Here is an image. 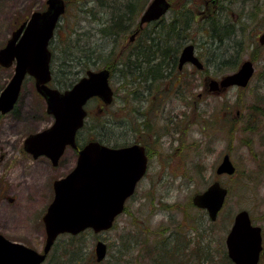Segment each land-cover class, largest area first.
<instances>
[{
    "label": "rangeland",
    "instance_id": "374dc122",
    "mask_svg": "<svg viewBox=\"0 0 264 264\" xmlns=\"http://www.w3.org/2000/svg\"><path fill=\"white\" fill-rule=\"evenodd\" d=\"M65 1L66 12L51 42L54 55L69 47L94 49V54L100 53L101 57L115 63L123 47L125 60L124 56L134 45L130 42L134 24L119 37L107 39L99 33L101 26L111 22L114 10L124 11L125 0ZM150 1L143 0L142 9ZM190 1L189 8L197 15L200 1ZM36 3L38 0H0V49L11 32L30 15V9L34 5L38 7ZM176 4H172L174 11L181 10ZM217 15L215 22L219 27L232 30L229 37L213 45L203 44L209 40L200 38L203 23L196 16L191 25V40L200 45L197 50L202 56H208L207 61L212 59L217 64L228 60L238 66L250 53L254 75L247 87L209 91L210 77L225 76L232 67L226 65L219 69L205 63L206 71L198 75L199 82L182 88L189 97L187 101L171 103V108L175 107L171 112L181 114L180 123L172 115L171 131L160 140L156 136L152 138L160 150L151 158L146 178L138 183L113 227L99 234L86 231L74 240H70L72 236L68 234L60 235L42 264H97L94 253L97 241L107 247L102 264L121 260L129 263L136 254L126 248H133L134 239L141 249L142 239L148 238L149 243L155 244L159 236L166 237L174 230L177 234L172 236L174 240L190 239L199 243L202 253L212 259L203 264H228L225 238L238 211H248L252 223L264 230V49L259 51L258 45V51L252 53L248 49L249 45L257 43V36L264 28V0L246 3L234 0L231 5L222 6ZM74 37L78 40L73 41ZM13 68L0 66V92L9 82ZM186 69L188 73V67ZM121 74L125 73L116 71L111 76L114 100L105 112L98 109L96 101L87 106L90 113L79 134L86 142L98 138L110 147L123 142L118 135L117 107L122 93L127 96L131 86L125 91L127 85L121 83ZM45 109V101L36 92L33 80L27 78L13 111L0 115V234L38 252L45 242L42 217L53 198V182L66 176L73 166L70 150L56 167L45 157L33 159L23 150V141L29 134L42 131L53 122ZM175 125L178 132L174 130ZM224 155L229 156L235 167L233 176L215 173ZM214 181L228 189V196L212 222L206 211L193 205L192 197ZM194 250L195 245L190 243L187 251ZM260 264H264V251Z\"/></svg>",
    "mask_w": 264,
    "mask_h": 264
},
{
    "label": "water",
    "instance_id": "95a60500",
    "mask_svg": "<svg viewBox=\"0 0 264 264\" xmlns=\"http://www.w3.org/2000/svg\"><path fill=\"white\" fill-rule=\"evenodd\" d=\"M167 8L165 0H153L141 16L140 24L158 19ZM64 11L63 0H47V9L33 12L0 49V66H14L9 82L0 92V115L14 109L24 80L32 78L36 92L45 101L46 113L52 115L54 121L48 128L29 134L23 141V150L33 159L46 157L53 166L58 164L66 146L76 147L75 137L83 125L86 102L92 97L105 103L112 99L107 69L86 71L63 92L48 85L51 81L48 45ZM259 42L264 43V33ZM186 62L201 68L193 55L192 45L184 47L180 54L179 65ZM253 71L252 63L245 61L238 71L219 82L211 80L208 89L215 92L233 86L244 88ZM145 169L146 160L136 146L117 149L98 141L88 142L79 150L75 167L53 182V199L42 217L45 231L42 250L38 252L0 234V264H42L60 235L76 236L87 229L98 234L111 229ZM234 172L235 167L225 155L215 173L232 175ZM227 195V189L215 181L203 192L195 194L192 203L205 210L213 222ZM225 247L233 264H258L262 250L261 228L252 225L246 210L234 215ZM106 250V244L97 241L94 248L96 263L104 260Z\"/></svg>",
    "mask_w": 264,
    "mask_h": 264
},
{
    "label": "flooded vegetation",
    "instance_id": "af4514ba",
    "mask_svg": "<svg viewBox=\"0 0 264 264\" xmlns=\"http://www.w3.org/2000/svg\"><path fill=\"white\" fill-rule=\"evenodd\" d=\"M63 1L65 3V11H64L62 16L64 17V14L66 12L67 7H66V1L65 0H63ZM83 1H85V0H83ZM125 1H126V3H125V5H126L129 0H125ZM152 1L153 0H151L150 3L147 4L146 7L141 10L140 13L137 10L135 12V15L134 14L132 15V17L134 16V18L131 17L130 19H126L127 21H132L134 23V28L131 30V35H130V42H132L134 45L132 46V48H130L131 50H129V51H133V49H135L136 51L142 50L144 43H142L143 39L141 41V33L143 32V34H145L142 37H146L147 36L146 32L149 31L152 28V25L156 22L163 20V23L166 26H168V24L170 25L171 22L176 21V24L180 28V29H178V33H179V32H181V28L182 29L185 28L183 26L185 25L184 23L188 18H190L192 23L194 21H196V16H198L199 20H202L201 23H204V24L207 23L208 21L210 23L213 20L216 21L217 16H218L217 13H218L219 9L222 6H225V5L229 6V5L233 4L234 0H199L200 2L198 4V7H200V10H199L197 15H195L193 13L192 9L189 8V6H191L190 0H165L166 3L168 4V8L163 15H161L156 20H152V21L144 22V23L140 24L141 16L143 15V13L148 8V6L151 4ZM195 1H197V0H195ZM238 1H241L242 3H246L249 0H237V2ZM87 2L88 1L86 0L84 3H87ZM176 2H177L176 6H179V7L181 6V10L174 11L172 4H174ZM99 3H102V1H99ZM36 4L38 5V7L35 8L36 5H34L33 8L30 9V12H29L30 15L33 12H43L47 9V0H38V3H36ZM124 8H126V7H124ZM187 9L189 11V14H188ZM119 12H122V11L119 10ZM126 13L129 14L130 12L127 11ZM30 15L25 17V19L18 26L27 22ZM188 15H189V17H188ZM62 16L59 18V20H58V22L54 28L52 39L50 40L49 45H48V48L51 51V53H52V50H51V44L52 43L51 42H52L54 36L58 34L57 30L59 28V23H61L59 21L62 18ZM263 24H264V22H263ZM18 26L14 30H16L18 28ZM227 27H229V26H227ZM191 29H192V27L190 26L189 32H191ZM229 31H231L230 32V35H231L233 32L231 29ZM12 32H11V34H12ZM263 33H264V28H263V31H261V33L257 36V43L258 44L255 42L254 45H249L248 49L250 51L252 50V53L256 50L258 51V47H256V45L259 46V51L261 49H264V43L261 44L259 42V38ZM230 35H228L227 37H229ZM190 36H191V33L189 34V37L183 36V37H181V40H179L180 41V43H179L180 47H179V50L177 51V55L175 57L176 58L175 63H173V64L169 63L170 65L169 64L168 65H162L160 69H157L158 73L156 75H157L158 79H154L153 77H149L148 79H142V81H140V79L136 76L134 77L133 80L131 79V81H130L131 90L127 93V96H125V94L122 93L121 102L117 107L118 108L117 115L120 117L119 118L120 120L117 123L118 135H119V137H122L123 142L120 143L119 145L116 144L117 146H115L113 148L120 149V148H128V147H133V146L140 148V150L142 151V154L146 160V169H145V172H144V174L141 177L139 182H141L143 179L146 178L147 173H148L149 169L151 168V161H152L151 158L155 155V152L160 150L159 145H155L152 141L153 140L152 138L156 136L157 139L160 140L163 138V136H166L168 134V131H171L170 130V124H171V116L172 115H174L173 119H175V120L178 119L177 120L178 124L180 123L179 118H181V114L180 113L177 114L175 111H174V113L171 112V110L175 109V107L171 108V103L173 105V103L175 101L180 102V103L187 101V98H189V97L185 96V92H184V90H182V88L183 87L186 88V86L189 87L191 83H196V82L198 83L199 82V76L198 75L206 71L205 63H209L210 65L212 64L211 66L214 65L215 68L217 67L219 69L223 66H226L228 63V60L226 61L227 63L222 61V63L219 62L218 64L216 62H214V60H212V59H208V61H207L208 56H202L200 54V52L197 50V49H199L200 45L196 42H193L191 40ZM200 38H202V36ZM199 41H200V39H199ZM139 42H141V43H139ZM201 42H202V40H201ZM145 44H147V43H145ZM169 44H171V40H169ZM203 44L209 46L211 44L213 45L216 43H212L209 41V42L203 43ZM187 45L193 46V55L198 59L199 63L201 64V68L196 67L194 64H192L190 62H186V63L182 64L181 66L179 65L180 54H181L183 48L186 47ZM240 46L241 45H239L238 49H240ZM122 54H123V47L120 51V57L122 56ZM175 58H171L172 61ZM245 61H250L252 63L253 68H254L253 58L251 57L250 53H248L247 60H244L238 66L235 65V62H232V65H233L232 71L228 74H232V73L238 71L240 69L241 65ZM118 62H119V60H118ZM186 67H188V70H189L188 73H187ZM207 67H209L208 64H207ZM101 69H107L109 71L108 82H109V86H110V79H111V76L113 75L111 70L108 68H105V67L101 68ZM101 69H99V70H101ZM94 71H97V70H94ZM85 73H86V71L84 72V74ZM228 74H226V75H228ZM253 75H254V71H253L252 77H253ZM225 76H221L219 78L210 77L209 82L211 80H215V81L219 82ZM120 77H121V83H123L124 82L123 74H121ZM252 77L250 78V80L252 79ZM250 80H249V82H250ZM51 81H52V74H51ZM51 81L48 85L50 87H54V85H52ZM209 82H208V84H209ZM249 82H248V84H249ZM208 84H207V87H208ZM236 87L237 86H233L232 88H236ZM54 88H56V87H54ZM110 88H111V86H110ZM127 88H128V86H125V91ZM238 88H240V87H238ZM56 89H58V88H56ZM58 90H60V89H58ZM65 90H67V89H63L60 91L63 92ZM111 90H112V99H111L110 103H105L103 100H101L98 97H92L84 105V110L86 113L85 120L83 123L84 126L76 134V138H75L76 147L66 146L63 155L59 159V161H60L62 159V157L64 155H66L67 150L68 151L70 150L72 153V157H73L72 169L76 165L79 150H81L88 142V141L86 142L84 138L79 137L80 131H82V129L85 127L86 119L90 113L88 105L90 104V102L96 101L99 105L98 109L102 112L103 111L105 112L107 110V108H109V106L113 103V100H114V91L112 88H111ZM123 91H124V87H123ZM215 92H218V91H215ZM200 96H201V94L197 95L198 98H200ZM48 115H50V114H48ZM103 115L105 116L106 114H103ZM50 116L53 118L52 115H50ZM177 129L178 128L175 125V128H174L175 132H178ZM101 130H102V128H100V131ZM46 160L49 161L47 158H46ZM58 164H59V162H58ZM235 173H236V171L230 176L235 175ZM252 224H254V223H252ZM261 235H262L263 250L260 254L258 264L261 263L263 251H264V230H263V228H261Z\"/></svg>",
    "mask_w": 264,
    "mask_h": 264
},
{
    "label": "trees",
    "instance_id": "16d2710c",
    "mask_svg": "<svg viewBox=\"0 0 264 264\" xmlns=\"http://www.w3.org/2000/svg\"><path fill=\"white\" fill-rule=\"evenodd\" d=\"M142 3L143 0H129L125 5L126 8H124V11L119 12V10H114V13L111 16V22L104 24L99 29L101 36L111 39L126 34L134 24L132 21H127L126 19H130L133 14L135 15V12L137 10L139 11L140 7L141 11L143 8ZM127 11L130 13L127 14ZM132 18H134V16ZM184 24L183 27L185 28H181V32L178 33V29L180 28L176 24V21L171 22L168 26L163 23V20L154 23L152 28L146 32V37H142L145 34H143V32L141 33V41L143 39L142 43H144L142 50L136 51L133 49V51H130L126 57L124 56L125 60H123V56L119 59H117V57L115 63H113L114 60L110 61L105 57H101L100 53L94 54V49L86 50L85 48L69 47L68 49H64L61 54L58 53V56L54 55L52 50L50 62L52 85L60 90L68 89L78 80V73H82L83 75L85 71L91 70V68L101 67L110 69L112 74H115L116 71L125 73L123 75L125 80L123 83L127 86H131L130 81L131 79L133 80L135 76L138 77L140 81H142V79H148L149 77L158 79L156 75L158 73L157 69H160L162 65L175 63V57L180 47L179 40H181V37L183 36L189 37V34L191 33L189 32V28L193 23L190 18H188ZM201 29L202 38L207 37V40L212 43L222 42V40L230 35L231 32L222 26L220 28L219 23L214 20L211 23L209 21L205 24L203 23ZM76 40H78V38L75 39L74 37L73 41ZM169 40H171V44H169ZM55 58L58 60H55ZM171 58L175 59L172 61ZM227 65L233 67L231 62H228ZM94 140L102 143L98 138H95ZM84 232L80 234H83ZM173 235H177L176 230L172 231L166 237L159 236L155 241V244L149 243L148 238H141V244L143 245V248L141 249L137 247L138 240L134 239L133 248H126L129 252L131 251L133 254H136L130 259L129 263H124V261L121 260L112 264H203L212 261L210 256L202 253V247L199 246L198 242L196 243L195 240H192L191 242L190 239H186L184 242L183 240L180 241L177 239L176 241L172 238ZM77 236H72L70 240H74V237ZM168 238L171 239V241H169ZM190 243L195 245V253H189L187 251V247ZM225 256L227 258V255ZM227 262L228 264H233L228 258ZM98 264H102V262Z\"/></svg>",
    "mask_w": 264,
    "mask_h": 264
},
{
    "label": "bare ground",
    "instance_id": "6f19581e",
    "mask_svg": "<svg viewBox=\"0 0 264 264\" xmlns=\"http://www.w3.org/2000/svg\"><path fill=\"white\" fill-rule=\"evenodd\" d=\"M199 209V208H198Z\"/></svg>",
    "mask_w": 264,
    "mask_h": 264
}]
</instances>
